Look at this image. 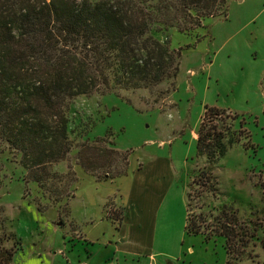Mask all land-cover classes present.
I'll return each mask as SVG.
<instances>
[{
	"label": "rangeland",
	"instance_id": "1",
	"mask_svg": "<svg viewBox=\"0 0 264 264\" xmlns=\"http://www.w3.org/2000/svg\"><path fill=\"white\" fill-rule=\"evenodd\" d=\"M223 1L225 14L202 19L199 28L151 33L169 50H180L174 78L151 89L111 88L104 95L78 96L65 105L70 151L48 167L55 177L44 190L26 180L18 154L0 141V253L14 250L7 236L13 233L20 243L15 252L20 264L37 255L41 264H104L105 257L118 264H264V0ZM204 107L235 116L231 130L238 137L210 167L195 153ZM96 139L100 148L126 153L122 175L96 183L77 165L80 144ZM97 164L102 166L94 175L120 166L111 156ZM199 170H208L216 181L214 196L189 187ZM69 172L75 182L66 184ZM53 191L67 194L53 203ZM223 208L235 211L234 230L242 237L240 254L232 258L223 238L183 231L188 215L204 219L208 234ZM109 210L119 213L120 230L107 220ZM100 213L92 233L103 232V240L110 242L106 246L87 242L70 219L86 229L84 220L96 222ZM137 216L142 222L149 217L143 242ZM61 235L66 246H73L64 250L65 258L55 251ZM139 241L145 253L135 256Z\"/></svg>",
	"mask_w": 264,
	"mask_h": 264
},
{
	"label": "trees",
	"instance_id": "2",
	"mask_svg": "<svg viewBox=\"0 0 264 264\" xmlns=\"http://www.w3.org/2000/svg\"><path fill=\"white\" fill-rule=\"evenodd\" d=\"M224 14L223 0H0V141L18 154L26 180L44 190L55 177L48 167L66 159L70 147L63 109L69 101L104 95L111 88L151 89L174 78L180 50H169L165 40L159 42L151 33L191 31L202 19ZM262 97L264 107V88ZM234 119L227 111L204 107L195 153L204 157L207 167L237 142L231 130ZM99 142L81 143L76 161L96 182H104L125 172L127 155L100 148ZM105 156L119 160V168L94 175L102 166L99 158ZM204 170L197 171L189 187L214 196L216 181ZM73 182V173H67L64 183ZM66 194L53 191L52 202ZM189 198L186 193V208ZM36 210L43 209L36 205ZM107 218L112 223L121 220L110 210ZM214 220L207 234L204 219L194 221L187 215L183 231L204 239L221 237L229 257L240 254L235 211L223 208ZM7 236L15 248L0 253V264H12L20 249L14 234Z\"/></svg>",
	"mask_w": 264,
	"mask_h": 264
},
{
	"label": "crops",
	"instance_id": "3",
	"mask_svg": "<svg viewBox=\"0 0 264 264\" xmlns=\"http://www.w3.org/2000/svg\"><path fill=\"white\" fill-rule=\"evenodd\" d=\"M96 183H98V182H96ZM74 198V194H73V197L70 199V201L72 200ZM106 198H108V196H106L105 197V199ZM104 199V200H105ZM104 200H103V202L100 204L101 206L103 205V203H104ZM69 201V202H70ZM107 213H108V211H107ZM107 213H105V215H106V217H107ZM70 216V215H69ZM70 219H71V221H72V223L74 224V226H75V228L76 229H78V233H80L81 235H82V237L85 239V240H87V242H89V243H92V244H95V243H98V244H102L103 246H106V245H110V242L109 241H104L103 239V237H104V233L103 232H101V234L100 235H94L93 233H92V231H93V229L92 228H94V227H96V226H98V225H96V223H98V222H100L101 220V213H100V215L98 216V220L96 221V222H93L90 218L89 219H87V220H84V225H86L87 227H86V229H82L81 228V226H80V224H78L77 222H76V220H74V218L72 217V216H70ZM107 220L110 222V224H112L113 226L115 225L114 223H112L108 218H107ZM136 223H137V226H138V229H139V226H140V224H143V225H141V227H140V229H142V231L140 232V233H142V234H139V238H140V240L143 242V241H145V238H146V231H147V225H148V223H149V217L148 216H146L145 217V219H144V221L142 222V220H141V218H139L138 216L136 217ZM120 222H121V220H120ZM120 222L119 223H117V228L120 226ZM122 227H124V225H123V223H121V226H120V228H119V230L122 228ZM50 228H51V230H52V232H54V233H57L58 231L57 230H55V229H53L52 227H51V225H50ZM116 227H115V229H117ZM145 229V230H144ZM88 230H90V232H88ZM118 230V231H119ZM64 238L62 237V235H61V242H60V246L58 245V247L57 248H55V251L57 250V255H60V256H62L63 258H65V256L66 255H64V254H66V252H64V250H72L73 249V246L72 247H69V246H66L65 244H64ZM142 242H138L136 245L138 246V244H139V250H138V253L135 255V256H140V254L141 253H145V251L143 250L144 248H141V243ZM118 243H120V244H122V241L121 240H119V242ZM112 246H114V245H116V243H115V240L113 239L112 240ZM21 250V248L18 250V252ZM85 251V253H87V251L86 250H84ZM89 251V250H88ZM17 252V253H18ZM16 253V254H17ZM15 253L13 254V256H12V264H20L19 263V261H18V259L17 258H15V255H16ZM52 254L54 255L55 254V252H52ZM89 256H90V252L89 253H87V255H86V258H89ZM38 258H40V255H37L36 257L34 256L33 258H31V259H29L28 260V262H27V264H41V262L40 261H38L37 262V259ZM103 260V262H104V264H118L117 262H116V260H113L112 258H108V257H105V258H103L102 259Z\"/></svg>",
	"mask_w": 264,
	"mask_h": 264
}]
</instances>
